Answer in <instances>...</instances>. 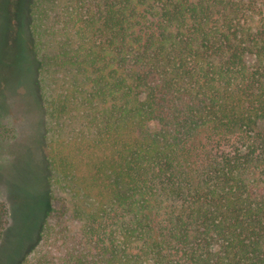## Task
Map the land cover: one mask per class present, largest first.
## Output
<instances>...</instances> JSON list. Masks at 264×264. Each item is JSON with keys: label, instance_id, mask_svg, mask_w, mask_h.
Instances as JSON below:
<instances>
[{"label": "trees", "instance_id": "obj_1", "mask_svg": "<svg viewBox=\"0 0 264 264\" xmlns=\"http://www.w3.org/2000/svg\"><path fill=\"white\" fill-rule=\"evenodd\" d=\"M30 15L57 205L17 264H264V0Z\"/></svg>", "mask_w": 264, "mask_h": 264}, {"label": "rangeland", "instance_id": "obj_2", "mask_svg": "<svg viewBox=\"0 0 264 264\" xmlns=\"http://www.w3.org/2000/svg\"><path fill=\"white\" fill-rule=\"evenodd\" d=\"M30 3L1 0L0 6V196L11 210L0 264H17L35 242L47 208L57 205L50 195L45 126L35 88Z\"/></svg>", "mask_w": 264, "mask_h": 264}]
</instances>
